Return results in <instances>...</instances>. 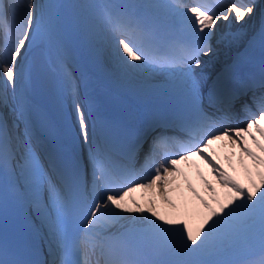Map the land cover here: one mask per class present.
<instances>
[{"label":"snow or ice","instance_id":"snow-or-ice-1","mask_svg":"<svg viewBox=\"0 0 264 264\" xmlns=\"http://www.w3.org/2000/svg\"><path fill=\"white\" fill-rule=\"evenodd\" d=\"M69 7L80 10L72 25L64 18ZM77 35L118 79L168 78L148 129L124 120L104 123L99 135L90 129ZM242 41L247 70L234 72L233 86L209 83V61ZM41 42L54 56L44 87L57 100L55 113L35 99L31 57ZM0 44V264H264V0H0ZM240 113L243 126L233 123ZM157 128L163 131L152 135ZM65 139L82 141L87 158L62 151ZM220 140L239 149L246 182L233 175L231 158L226 168L213 150ZM193 159L219 185L200 174L207 198L180 168ZM137 191L150 194L147 207L129 203ZM157 199L172 211L160 212ZM10 217L19 226L11 240ZM41 231L48 258L30 259L27 238Z\"/></svg>","mask_w":264,"mask_h":264},{"label":"bare ground","instance_id":"bare-ground-1","mask_svg":"<svg viewBox=\"0 0 264 264\" xmlns=\"http://www.w3.org/2000/svg\"><path fill=\"white\" fill-rule=\"evenodd\" d=\"M124 3L129 2H143V0H122ZM37 3H63L62 0H36ZM86 0H72L67 5H78L85 3ZM89 2H93V0H88ZM161 2H164V0H161ZM64 4V3H63ZM80 17V10L76 8L69 7L65 9V23L68 25H72L74 22L78 21ZM238 27V26H237ZM227 30V29H225ZM78 36V35H77ZM79 37V36H78ZM243 42V41H242ZM241 42V43H242ZM44 49L43 50H34L31 60H36L39 64L42 76L39 80L38 87L35 93V99L36 101L41 104L45 105L43 103V100L39 94V91L44 89V85L47 83L48 79L52 76V73H49L47 68V62L45 60V57L43 56L45 54V50L49 53V46L47 43L44 42ZM0 48H2V44H0ZM81 50V47H79ZM236 48V47H234ZM232 52L229 50V48H221L219 50V54L215 56L212 60L209 61L207 67H206V75L209 77V81L212 79V77L220 70V66L224 64V62L228 59L229 56H231ZM0 59H2V53H0ZM221 64V65H220ZM19 66V62H18ZM96 66H93L92 64H88L87 71H95ZM99 69L107 75V77L110 78V82L113 83L111 91L113 93V88H118L117 95L120 96L121 93L129 92V94H132L133 96H143L147 95L150 89L155 88L156 92L164 93V91L167 88L168 84V78L162 73V72H156V73H149V74H142L140 76L134 77L131 80H122L118 79L117 75L112 68V66L105 61L103 58L100 61ZM11 91V86L9 87V93ZM106 96H108L107 92H104ZM115 93H113V96H117ZM44 98V94H43ZM55 99V98H54ZM131 105L130 111L134 110L135 106L133 104ZM75 117V115H74ZM239 117H244L243 113L239 114ZM242 124L245 123L244 119H242ZM213 150L217 153V155L221 158V160L224 162L225 167H228L227 158H231L233 162L236 164L237 171L233 173L237 176L242 182H246V177L244 175L243 169L238 164V157H239V149H233L230 146L229 141L220 140L213 144L212 146ZM235 151V155H233V152ZM181 168V167H180ZM182 172L186 174L188 177V180L192 183V185L201 193V195H204L207 198V192L204 189L203 181L201 179L200 174L202 173L203 176H205L207 179H209L214 185L217 186L219 190V185L216 184V181L213 177V175L210 173V170L207 168L206 165H204L200 160L193 159L192 161L184 164V166L181 168ZM229 171H232L231 168H229ZM180 183L183 187V191L185 194L191 198L192 194L190 191H188L187 188V182L183 179V177L180 180ZM222 191V190H221ZM150 196L148 193H144L143 191H137L133 196H130L129 203L131 202V199H136L139 201L142 205H145L147 207V199ZM157 208L160 212L166 213L171 212V208L164 204L162 201L157 199Z\"/></svg>","mask_w":264,"mask_h":264},{"label":"rangeland","instance_id":"rangeland-1","mask_svg":"<svg viewBox=\"0 0 264 264\" xmlns=\"http://www.w3.org/2000/svg\"><path fill=\"white\" fill-rule=\"evenodd\" d=\"M205 59H207V58H205Z\"/></svg>","mask_w":264,"mask_h":264}]
</instances>
